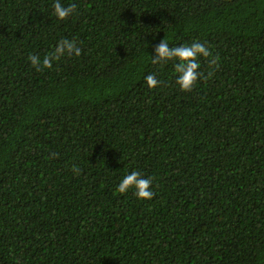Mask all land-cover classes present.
Listing matches in <instances>:
<instances>
[{"label": "trees", "instance_id": "trees-1", "mask_svg": "<svg viewBox=\"0 0 264 264\" xmlns=\"http://www.w3.org/2000/svg\"><path fill=\"white\" fill-rule=\"evenodd\" d=\"M55 2L0 0V264H264V0ZM163 39L219 69L181 91Z\"/></svg>", "mask_w": 264, "mask_h": 264}, {"label": "clouds", "instance_id": "clouds-1", "mask_svg": "<svg viewBox=\"0 0 264 264\" xmlns=\"http://www.w3.org/2000/svg\"><path fill=\"white\" fill-rule=\"evenodd\" d=\"M53 15L59 20L63 21L76 11V5L70 4L64 6L60 0H56L53 5ZM155 56L152 58L153 64H162L168 61H178L175 64V72L177 73L176 84L183 92H189L193 89L197 81L204 76V73L198 71L201 67L199 58L208 59V76L219 69V57H213L209 48L200 42L194 41L191 44H181L174 47H169V43L163 39L156 45ZM65 55L79 57L81 55V48L77 46L75 40L61 39L54 51L48 53L41 58L38 55H30L28 60L31 62L33 68L37 71L43 69H51L53 61H58ZM146 85L152 89L158 86L159 81L154 74H150L145 78ZM56 154L52 153L51 157L55 158ZM73 172L79 174L78 168H73ZM152 178H144L138 171H132L130 174L124 176L121 182L117 185L116 191L124 194L130 189H134L135 196L139 200H151L154 196L151 190Z\"/></svg>", "mask_w": 264, "mask_h": 264}]
</instances>
